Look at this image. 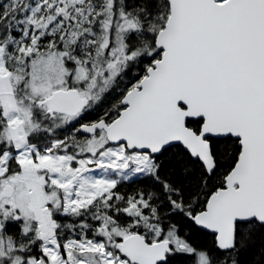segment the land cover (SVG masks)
Segmentation results:
<instances>
[{"label":"snow or ice","instance_id":"obj_1","mask_svg":"<svg viewBox=\"0 0 264 264\" xmlns=\"http://www.w3.org/2000/svg\"><path fill=\"white\" fill-rule=\"evenodd\" d=\"M0 264H264V0H0Z\"/></svg>","mask_w":264,"mask_h":264}]
</instances>
